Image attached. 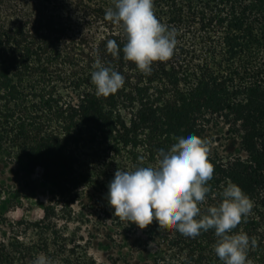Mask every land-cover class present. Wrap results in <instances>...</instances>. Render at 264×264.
<instances>
[{"label":"trees","instance_id":"1","mask_svg":"<svg viewBox=\"0 0 264 264\" xmlns=\"http://www.w3.org/2000/svg\"><path fill=\"white\" fill-rule=\"evenodd\" d=\"M113 7L114 0H0V159L39 168L50 192L38 220L1 228L0 264H224L214 229L187 237L155 218L138 228L107 203L116 169L154 165L160 146L181 133L208 141L214 172L201 215L222 202L227 184L238 185L253 208L230 234L255 240L247 260L264 264V0H153L177 44L150 74L124 59L123 28L105 18ZM97 60L125 79L108 96L91 81ZM224 133L236 153L212 146ZM138 230L152 251L119 244L105 261L91 254L102 233L125 241Z\"/></svg>","mask_w":264,"mask_h":264},{"label":"clouds","instance_id":"2","mask_svg":"<svg viewBox=\"0 0 264 264\" xmlns=\"http://www.w3.org/2000/svg\"><path fill=\"white\" fill-rule=\"evenodd\" d=\"M105 18L122 26L126 36L122 52L145 74L152 64L166 61L177 44L175 30L167 28L155 16L153 0H114V7L105 12ZM107 49L114 55L117 43L109 40ZM91 73L96 94L108 96L125 83L124 76L95 62ZM154 165L139 166L133 171L116 169L108 184L107 203L121 220L142 228L146 222L157 219L160 224L175 228L187 237L214 229L219 238L214 246L216 256L224 264H249L247 251L255 246L244 232L231 233L246 219L253 208L252 200L233 183L223 188L222 202L209 206L201 215L199 205L210 191L214 166L207 159L208 141L193 133H181L169 146L161 145ZM142 161L143 157H139ZM197 217H200L197 219ZM34 264H47L39 258Z\"/></svg>","mask_w":264,"mask_h":264},{"label":"rangeland","instance_id":"3","mask_svg":"<svg viewBox=\"0 0 264 264\" xmlns=\"http://www.w3.org/2000/svg\"><path fill=\"white\" fill-rule=\"evenodd\" d=\"M216 137V142L212 146L219 153L238 151L237 142L231 138L228 139L225 133L217 134ZM49 196V187L42 179L39 168L27 171L18 163H2V158L0 159V230L9 222L38 220L42 216V208L47 204ZM106 234L109 233L105 232L97 237L91 250V254L99 262L105 261L108 256L115 257L119 244L123 245L124 252L127 248L141 244L153 250L152 244L146 241L141 230L125 241L120 240L118 235H116V241H108L104 238Z\"/></svg>","mask_w":264,"mask_h":264}]
</instances>
